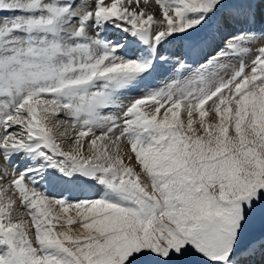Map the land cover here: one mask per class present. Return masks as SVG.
<instances>
[{"label": "snow or ice", "instance_id": "obj_1", "mask_svg": "<svg viewBox=\"0 0 264 264\" xmlns=\"http://www.w3.org/2000/svg\"><path fill=\"white\" fill-rule=\"evenodd\" d=\"M0 264H264V0H0Z\"/></svg>", "mask_w": 264, "mask_h": 264}, {"label": "bare ground", "instance_id": "obj_2", "mask_svg": "<svg viewBox=\"0 0 264 264\" xmlns=\"http://www.w3.org/2000/svg\"><path fill=\"white\" fill-rule=\"evenodd\" d=\"M133 94H138V93H133Z\"/></svg>", "mask_w": 264, "mask_h": 264}]
</instances>
